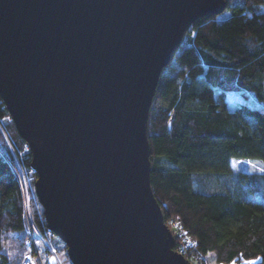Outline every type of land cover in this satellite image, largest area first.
<instances>
[{
  "label": "water",
  "instance_id": "95a60500",
  "mask_svg": "<svg viewBox=\"0 0 264 264\" xmlns=\"http://www.w3.org/2000/svg\"><path fill=\"white\" fill-rule=\"evenodd\" d=\"M226 0H0V98L71 264H190L150 184L147 119L193 21Z\"/></svg>",
  "mask_w": 264,
  "mask_h": 264
},
{
  "label": "trees",
  "instance_id": "16d2710c",
  "mask_svg": "<svg viewBox=\"0 0 264 264\" xmlns=\"http://www.w3.org/2000/svg\"><path fill=\"white\" fill-rule=\"evenodd\" d=\"M225 10L227 18L193 21L160 73L147 119L150 184L164 222L177 218L197 254L264 264V173L240 174L234 191L213 190L200 176L229 172L231 158L264 161V0H226ZM229 93L239 100L227 111L219 100ZM26 147L0 98V249L10 235L21 247L12 257L0 250V264H22L25 255L17 175L19 166L31 170ZM37 203L34 230L45 234Z\"/></svg>",
  "mask_w": 264,
  "mask_h": 264
},
{
  "label": "rangeland",
  "instance_id": "374dc122",
  "mask_svg": "<svg viewBox=\"0 0 264 264\" xmlns=\"http://www.w3.org/2000/svg\"><path fill=\"white\" fill-rule=\"evenodd\" d=\"M229 16V12L227 10L223 11L221 14H219L220 18H227ZM184 45H180L176 52L184 48ZM161 81L159 80L157 89L160 85ZM239 100L235 94H227L224 98V100H219L220 108L224 110H232L236 102ZM29 150V148H27ZM31 169V168H30ZM243 173H264V161L258 158H231L230 159V171L227 173H210V174H201L200 176L206 181L207 186L210 187L213 190H224V191H234L236 189L242 188V181L239 177L240 174ZM18 179L21 183L22 187V203L23 207L26 212V221L31 226L32 233L36 234L35 236V242L41 249H45L47 247H52L55 251L53 252V255H51V262L49 264H71L68 261V257L66 254V246L65 244L60 240V242L55 241V238L53 237V233L51 231H48L47 233H37L34 228L32 216L33 212L38 210L36 206L37 203V197L35 195V189H34V177H35V171L32 169L30 171L25 170L21 166L18 167ZM34 217V216H33ZM25 221V222H26ZM169 225V223L167 222ZM171 225V224H170ZM167 226V225H166ZM35 229V230H34ZM25 231V228H24ZM50 232V233H49ZM53 234V235H52ZM55 236V235H54ZM26 239V236L24 240ZM18 237L10 235L1 242V249L5 253H7L8 257H12L13 255H16L18 253V250L21 249V247L18 245ZM184 256H188L186 253ZM25 257V255H24ZM67 257V260H66ZM205 261L203 264H219L216 263L211 256V254H208L207 257H204ZM192 264H196L192 260ZM234 264V263H229Z\"/></svg>",
  "mask_w": 264,
  "mask_h": 264
},
{
  "label": "built area",
  "instance_id": "2783aa9c",
  "mask_svg": "<svg viewBox=\"0 0 264 264\" xmlns=\"http://www.w3.org/2000/svg\"><path fill=\"white\" fill-rule=\"evenodd\" d=\"M26 148H28V146ZM36 178L37 176L35 173V177H34L35 181ZM19 184L21 187L20 181ZM24 214L26 215V212H24ZM25 221H26V216H25ZM167 222L169 223V225L167 224ZM165 224L167 225L168 229L170 230V232L174 237L175 240L174 250L183 256L186 253L188 256H184V257L190 262V264H192V260L196 264H203V262L205 261L204 256L197 254V252L193 250L196 246V242L193 241L191 237L187 234L185 229L179 223L178 219L175 217H170L167 219V221H165ZM24 225H25V233L27 236L26 239L24 240L25 257L22 261V264H49L51 262L50 259L51 255H53V252L55 250L52 247H47L46 250L39 248V246L35 242L36 234H34V232L32 233L30 229L31 226L28 223V221H26Z\"/></svg>",
  "mask_w": 264,
  "mask_h": 264
},
{
  "label": "snow or ice",
  "instance_id": "6c2138e0",
  "mask_svg": "<svg viewBox=\"0 0 264 264\" xmlns=\"http://www.w3.org/2000/svg\"><path fill=\"white\" fill-rule=\"evenodd\" d=\"M246 264H255L254 261H247Z\"/></svg>",
  "mask_w": 264,
  "mask_h": 264
},
{
  "label": "bare ground",
  "instance_id": "6f19581e",
  "mask_svg": "<svg viewBox=\"0 0 264 264\" xmlns=\"http://www.w3.org/2000/svg\"><path fill=\"white\" fill-rule=\"evenodd\" d=\"M21 190H22V188H21Z\"/></svg>",
  "mask_w": 264,
  "mask_h": 264
}]
</instances>
